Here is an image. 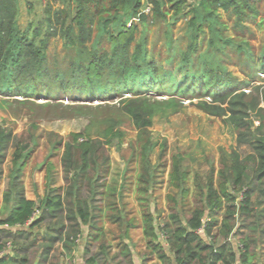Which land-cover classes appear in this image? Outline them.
Segmentation results:
<instances>
[{
	"label": "trees",
	"instance_id": "16d2710c",
	"mask_svg": "<svg viewBox=\"0 0 264 264\" xmlns=\"http://www.w3.org/2000/svg\"><path fill=\"white\" fill-rule=\"evenodd\" d=\"M189 3L51 0L38 23L22 28L19 0H0V95L51 99L40 88L55 83L70 92L69 97H58L67 96L73 102L120 98L117 103L95 107L109 109L97 136L74 132L68 140L54 143V151L62 150L64 183L56 185L50 163L45 194L37 200L27 198L22 176L38 137L18 135L0 124V183L9 155L12 163L0 206V254L5 253L0 264H32L33 249H37V264H73L78 252L85 264H136L129 231L137 224L124 203L125 183L110 185L107 180L111 170L108 148L124 136L118 115L129 118L140 148L137 193L144 202L140 225L146 243L141 264L153 259L155 264H264V78L259 84L240 82L222 61L207 59L229 48L252 68V77L264 75V47L257 59L254 46L245 38L246 32L252 33L249 23L264 25V0H197L185 13ZM146 5L151 6L150 13L144 11ZM221 11L233 18L234 36L227 34ZM190 14L187 35L191 45L182 54V64L159 74V64L149 57L145 43L136 40L139 25L149 19L167 21L169 16L177 21ZM205 26L210 50L197 55L198 61L205 59L196 71L194 57ZM57 36L80 48L81 57L71 65L69 79L65 71L52 73L47 63L48 44ZM103 38L109 49L99 48ZM171 82L177 88L170 91L172 97L156 98L168 92L161 88L169 89ZM180 93L199 99L203 112L228 123L235 132L236 147L222 150L216 175L212 168L205 180L196 178V205L188 211L183 203L189 192L188 171L179 159L173 160L170 184L178 190L181 202L172 199L174 208L162 217L145 197L156 170L150 130L156 116L180 106L176 97ZM67 108H71L69 114L77 115L94 109L88 104ZM241 148L247 151L242 153ZM107 221L123 230L113 253L104 226Z\"/></svg>",
	"mask_w": 264,
	"mask_h": 264
},
{
	"label": "rangeland",
	"instance_id": "374dc122",
	"mask_svg": "<svg viewBox=\"0 0 264 264\" xmlns=\"http://www.w3.org/2000/svg\"><path fill=\"white\" fill-rule=\"evenodd\" d=\"M19 2V24L22 28H25L29 23H38L42 19L44 9L51 0H19ZM193 2L189 3L190 6L185 13L191 8ZM55 7H58V5L55 4ZM221 14L224 22L228 24L227 34L234 36L233 18L222 11ZM190 17L191 14L183 16L177 21H174L173 18L170 19V16L167 21L152 22L149 19L146 25H139L136 40L145 43L149 57L159 64V74L164 73L166 70L177 69L178 65L182 64L184 59L182 54L186 53L191 45V39L187 35ZM249 25L252 33L246 32L245 38L254 46L256 58L258 59L264 47V25L261 28L257 26V23H249ZM95 26L96 35L97 23ZM205 31L198 38L199 49L194 57L196 59L195 64L193 63L196 71L198 67L203 65L205 59L201 58L198 61L197 55H205L210 50V32L206 26ZM92 43L90 42L88 46L91 47ZM134 45L131 50L134 49ZM98 46L99 48L109 49L110 44L106 38H103ZM79 50L78 45L66 44L65 40L59 36L52 38L47 51V63L50 71L52 73L57 70L65 71L66 77L69 79L71 65L81 57ZM240 58V55L229 48H224L222 53L212 54L207 59L210 62L213 60L222 61L228 72L240 82H253L256 80L254 82L259 84L264 75L261 76L262 78L260 76L252 77V68H249L245 64V60ZM179 73L178 70L176 76H179ZM175 88V85L171 82L169 89L161 88V90H168V92L158 93L156 98L169 99L172 97L170 91ZM40 89L43 94L50 93L51 99L47 98L48 96L40 98L11 96L9 98L0 95V124L12 128L18 135L27 137L31 133L38 137L39 144L33 149L22 176L26 196H35L36 200L45 194L47 168L50 163L53 165L56 185H63L64 183L60 162L62 150L54 151V143L59 139L68 140L70 134L74 132H85L93 137L97 136L101 128L104 127L100 124V121L104 119L102 116L108 113L109 109L104 110L95 107L105 103L114 104L120 100L117 96L108 101L73 102L72 99L68 98L70 92L62 90L55 83L48 87L43 86ZM59 95H68V97H58ZM181 95L183 94L180 93L176 96L177 100L181 101L180 106L176 110L156 116L150 130L152 141L155 144L151 161L156 170H154L150 192L145 197L150 206L159 211L162 217H166L170 210L174 208L172 199L175 198L178 203L181 202L178 190L170 184L173 160L179 159L183 168L188 171L187 185L189 192L183 199L185 210L188 211L196 205V178L201 177L205 180L212 168H215L216 175L222 150L230 152L236 147L235 132L228 123L222 118L210 116L203 112L198 107L199 99L184 98ZM24 100L28 101L23 102ZM206 100H210V98L206 97ZM59 103L63 104L59 105ZM76 104L92 105L94 109L86 115L69 114L71 108H67V106L70 107V105ZM111 111L115 112L112 109ZM118 116L120 118L118 128L122 130L124 136L121 141H114L108 148L111 158V170L107 180L110 185L125 183L124 203L127 205V210L130 211V218L134 219L137 224L135 228L130 229L129 238L134 258L140 260L146 253V243L140 225L144 211L142 203L144 202L139 200L140 196L137 193V180L141 170L140 148L136 142L137 131L129 118L125 115ZM240 151L245 153L247 150L241 148ZM11 167V156L9 155L4 165V177L0 183V194L3 191L4 182L7 183L9 180ZM104 226L107 230V238L112 244L111 251L113 253L117 250L116 239L123 233V230L108 221L104 223ZM37 256V249H33L30 257L32 264H37Z\"/></svg>",
	"mask_w": 264,
	"mask_h": 264
},
{
	"label": "crops",
	"instance_id": "0c3cea01",
	"mask_svg": "<svg viewBox=\"0 0 264 264\" xmlns=\"http://www.w3.org/2000/svg\"><path fill=\"white\" fill-rule=\"evenodd\" d=\"M188 1H189V2H193V1H195V0H188ZM6 185H7V183L4 182V184H3V191L5 190ZM3 191H1V194H0V197H1V200H0V206H1V204H2V195H3ZM27 198L32 199V200H36L35 196L28 197V195H27ZM76 260H77V262H78L77 264H81V262H82L81 252H78V253L76 254ZM156 262H157V260H156V259H153V260L149 261L148 264H155ZM135 263H136V264H141V261L135 259Z\"/></svg>",
	"mask_w": 264,
	"mask_h": 264
},
{
	"label": "built area",
	"instance_id": "2783aa9c",
	"mask_svg": "<svg viewBox=\"0 0 264 264\" xmlns=\"http://www.w3.org/2000/svg\"><path fill=\"white\" fill-rule=\"evenodd\" d=\"M150 10H151V6H150V5H146L144 11L147 12V13H148V12L150 13ZM162 238L164 239V237H162ZM8 246L10 247V243L8 244ZM4 255H5V253L0 254V258H1L2 256H4ZM73 264H77V260H76V258L74 259V263H73ZM81 264H85V263L82 261Z\"/></svg>",
	"mask_w": 264,
	"mask_h": 264
}]
</instances>
